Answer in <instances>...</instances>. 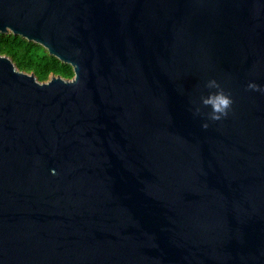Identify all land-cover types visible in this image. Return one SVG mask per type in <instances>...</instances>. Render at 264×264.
Wrapping results in <instances>:
<instances>
[{
	"label": "water",
	"instance_id": "1",
	"mask_svg": "<svg viewBox=\"0 0 264 264\" xmlns=\"http://www.w3.org/2000/svg\"><path fill=\"white\" fill-rule=\"evenodd\" d=\"M0 33L74 69L0 54V264H264V0H0Z\"/></svg>",
	"mask_w": 264,
	"mask_h": 264
},
{
	"label": "trees",
	"instance_id": "2",
	"mask_svg": "<svg viewBox=\"0 0 264 264\" xmlns=\"http://www.w3.org/2000/svg\"><path fill=\"white\" fill-rule=\"evenodd\" d=\"M0 54L9 56L19 70L34 73L42 82L54 75L67 79L74 76L72 65L51 55L41 44L20 35L0 33Z\"/></svg>",
	"mask_w": 264,
	"mask_h": 264
},
{
	"label": "clouds",
	"instance_id": "3",
	"mask_svg": "<svg viewBox=\"0 0 264 264\" xmlns=\"http://www.w3.org/2000/svg\"><path fill=\"white\" fill-rule=\"evenodd\" d=\"M209 88L219 89L218 92H215L203 100L204 105H210L212 112L210 113V119L213 121H219L223 117L228 115V110L233 104L232 98L224 92L220 85L215 80H211L208 83ZM249 88L252 90L260 91L259 85L255 83L249 84ZM205 128L208 127L207 124L204 125Z\"/></svg>",
	"mask_w": 264,
	"mask_h": 264
}]
</instances>
